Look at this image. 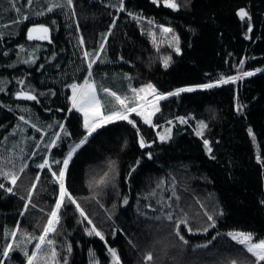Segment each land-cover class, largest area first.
<instances>
[{"label":"trees","instance_id":"obj_1","mask_svg":"<svg viewBox=\"0 0 264 264\" xmlns=\"http://www.w3.org/2000/svg\"><path fill=\"white\" fill-rule=\"evenodd\" d=\"M123 3L118 11L119 0H0V172L17 177L13 185L0 176V264H28L33 253L48 264H110L109 249L117 264H256L228 232L264 237V0H176L175 10L162 0ZM41 25L49 35L30 39ZM20 44L32 60L16 61ZM222 76L239 78L155 102L151 123L130 112L93 132L65 169L54 230L39 239L60 198L63 160L88 134L72 85L114 78L167 94ZM93 226L103 240L88 234Z\"/></svg>","mask_w":264,"mask_h":264},{"label":"snow or ice","instance_id":"obj_2","mask_svg":"<svg viewBox=\"0 0 264 264\" xmlns=\"http://www.w3.org/2000/svg\"><path fill=\"white\" fill-rule=\"evenodd\" d=\"M31 2V0H30ZM154 3L158 2V0H153ZM163 4L165 7L171 8V9H178L180 7L179 4L176 3V0H162ZM73 3V0H67V4L69 6H71ZM120 3V8L118 9L121 10L124 7V3L123 0H119ZM49 11H51V9H49ZM238 15L241 17V19H244L245 17L248 16V13L245 9L241 8L238 11ZM115 23V21H114ZM37 29H29V38H32V32L36 31ZM40 32L42 33H47L48 32V28L44 27L43 25L39 26L38 29ZM162 31L164 32H171V29L169 28H163L162 27ZM249 31H251V25H249ZM41 38H46L44 36H42ZM101 47H103V45H101ZM176 51L179 53L180 49L177 47ZM88 53H85V56H87ZM169 57H165L163 60L164 66L168 67L169 64ZM244 61H241V64H243ZM89 69H91V64H89ZM256 71H262L261 69H257ZM253 72H244L243 75L244 76H251L253 75ZM239 77L236 76H229L227 78L225 77H221L216 83L217 84H227L230 81H235L236 79H238ZM21 83H23V81H21ZM216 85L209 83V84H202V85H197L196 87L198 88H203V89H208V88H212ZM72 91H73V95L70 98L72 101V106L73 108H76L79 111H82L84 114V126L88 131V135H91L93 132H95L99 127H101L103 124L108 123L109 121L112 120H128V115L127 112H137L138 115H140V111L137 108H128L125 107V110L123 112H113L112 115L104 117V116H100V105H99V101L96 99L95 97V93L91 87V85L87 84V80H86V84L83 86H78V85H72ZM194 89L192 87H187V88H179L176 89L175 92H169L167 94H160L157 93L156 88L151 84H147L143 87H141L140 89H132L133 93L138 94L139 92H144L146 95L150 92L151 94L155 95V99L158 100H164L167 98V96H173V95H178L181 92H192ZM105 92H107V89H104ZM17 95H21V93H17ZM113 96H115V93H112ZM27 99L30 100H35L36 97L33 95H27ZM117 100L120 101V104L122 106H125L126 101L125 100H121L120 97H116ZM144 99V98H141ZM153 107L155 111H159L158 108L155 107V102H153ZM153 113H149L147 116H145V122L146 123H151V115ZM97 119H99V123L97 122ZM181 123H186V119L181 117L179 118ZM129 123H133L131 120L128 121ZM168 123H171V121H169ZM133 126L135 127V124H133ZM60 127L63 129V125L61 124ZM207 128V123L203 120L198 121V130L196 131V135L201 136L203 134V131ZM137 131H139L137 129ZM249 134L252 135V129L249 128ZM171 130L170 129H165V134L160 135V139L161 140H165L168 138V135L170 134ZM87 136L84 137L83 139H81L79 141L78 144H76L67 154L66 158L63 160V165L64 167L60 169L59 172V177L57 178L59 183H60V198L57 200L56 202V206L55 208L52 210L50 217L48 219L47 225L44 227L43 230V234L40 236V240L43 242L45 239V236L49 233L52 232L54 230V225L58 222V215L57 212L58 210L61 208L62 206V202L65 198V196H67V192L66 189L64 187L63 184V178L65 175V169L68 166L69 163V159L71 158L73 152L76 151V149H78L81 145H83L86 141H87ZM127 142H125L126 145ZM56 141L53 140L52 141V145H55ZM204 144L206 149L211 152V148L208 147L209 142L207 140H204ZM140 146L144 147V141L141 138L140 141ZM259 160V157L257 158ZM48 161L45 160L44 163H42L41 165H39L40 168H44L45 165H47ZM139 163V162H138ZM53 175H55V173H53ZM107 175V174H106ZM0 176H4L6 178H10L11 183L14 185L17 182V177L15 175H11L9 177V173L7 172H0ZM37 179H39V177H37ZM0 188H4L3 184H0ZM33 188H35V184H33ZM9 192L12 191L11 188L7 189ZM29 195H31V192L29 193ZM69 200H72V198L70 196H68ZM72 203H75V200H72ZM27 207V205H26ZM77 208H79V205H77ZM81 215H83V212H81ZM169 218H171V216H169ZM209 220H212L213 218L211 216L208 217ZM89 223L91 224V221H89ZM183 223V221L181 222ZM207 229H205L206 231ZM87 231V230H86ZM93 232L95 233V235L99 236L102 240L104 239L103 235L99 232L96 231L95 226H93L92 230L88 232L89 235H92ZM177 235H179V231H177ZM228 235L233 239L236 240L239 244L244 245L246 247V250L248 253H250L255 260L258 262H264V240H260L258 243H254L251 242L253 240L252 234L250 233H243V232H236V233H228ZM181 240H183V236L180 237ZM48 243H51V241H48ZM40 244H37L36 247L40 248ZM12 248V245H9L8 248H6L3 252V255L5 257H7L9 255V249ZM69 251H71V248H69ZM110 254L112 255V257L118 261V256L116 253L115 249H109ZM33 256L35 255V253L32 254ZM146 260H151L152 256L151 254L147 255L145 257ZM32 261V256L28 257V264H31ZM233 264H236L235 261H233Z\"/></svg>","mask_w":264,"mask_h":264},{"label":"rangeland","instance_id":"obj_3","mask_svg":"<svg viewBox=\"0 0 264 264\" xmlns=\"http://www.w3.org/2000/svg\"><path fill=\"white\" fill-rule=\"evenodd\" d=\"M46 27V26H44ZM48 28V27H46ZM30 29H39V26H32ZM29 33V31H28ZM49 33V29L48 32L45 33H39L37 36H33L31 39H44L41 38L42 36L47 37ZM25 45L20 44L19 45V54L18 57L16 59V61H21V60H32L35 55H33L32 53H28L24 51ZM248 72H253V71H248ZM243 75V73H242ZM20 77L19 74H15V80H17V78ZM227 78V77H225ZM100 83H98V81L96 80H91L88 79L87 80V84L91 85L94 93H95V97L96 99L99 101V105H100V116H104L103 113L106 111V109H110L113 108V110H118L120 108H125L127 106H129V104L131 103H136V102H141L140 104L132 107V108H143L140 112L142 114L143 117L147 116L149 113H153L154 107H153V102H157V100L155 99V95L151 94L150 92L146 95L144 92H139L138 94L133 93L132 89H140L141 87L149 84V83H144L142 85L139 86H132L130 84H127V88L121 83V82H117L116 80H114V78H110L108 81H99ZM217 82V81H216ZM216 82H214L213 84H216ZM86 84V79L83 80V82L78 85V86H83ZM192 88H198L196 86H190ZM187 88V87H186ZM104 89H107L108 91L105 92ZM21 93V95H18V97H22V98H26L25 93L24 92H18ZM112 93H115V96L112 95ZM157 93H159L157 91ZM161 94V93H160ZM116 97H120L121 100H125V106H122L120 104V101L116 99ZM144 98V99H141ZM159 101V100H158ZM30 106V104H29ZM84 117V114L82 111H80ZM130 112H127V114ZM105 117V116H104ZM152 119V115L150 117ZM145 119V118H144ZM97 122L99 123V119H97ZM165 129H170L169 127H165L160 135L165 134ZM170 136V134L168 135V137ZM140 141H141V137H140ZM56 225V224H55ZM54 225V227H55ZM236 233V232H243V233H250L248 231H241V230H233V231H229L228 233ZM50 233V232H49ZM253 237V234H252ZM260 240H264V237L258 240H255L253 237V240L251 242L254 243H258ZM236 241V240H235ZM237 242V241H236ZM244 246V245H242ZM245 247V246H244ZM246 248V247H245ZM51 263L54 261V259H50ZM32 262L33 264H48L49 260L47 259L45 254H36L34 256H32ZM119 263V260H115L114 258L112 259L110 264H117ZM58 264V263H55ZM258 264V262L256 263Z\"/></svg>","mask_w":264,"mask_h":264},{"label":"water","instance_id":"obj_4","mask_svg":"<svg viewBox=\"0 0 264 264\" xmlns=\"http://www.w3.org/2000/svg\"><path fill=\"white\" fill-rule=\"evenodd\" d=\"M240 9H241V8H240ZM243 9H244V8H243ZM238 11H239V10H238ZM238 11H237V14H238ZM39 33H41V32L37 29L36 31H33V32H32V35H33V36H37ZM99 52H100V50L98 51L97 55L99 54ZM97 55H96V56H97ZM263 70H264V69H263ZM71 106H72V103H71ZM86 136L89 137L90 135L87 134ZM86 136H85V137H86ZM46 160H47V159H46Z\"/></svg>","mask_w":264,"mask_h":264},{"label":"flooded vegetation","instance_id":"obj_5","mask_svg":"<svg viewBox=\"0 0 264 264\" xmlns=\"http://www.w3.org/2000/svg\"><path fill=\"white\" fill-rule=\"evenodd\" d=\"M49 29V28H48ZM48 35H49V33H48Z\"/></svg>","mask_w":264,"mask_h":264}]
</instances>
